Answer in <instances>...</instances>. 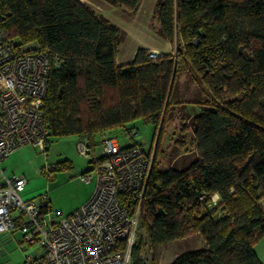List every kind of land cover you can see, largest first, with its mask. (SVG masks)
I'll return each instance as SVG.
<instances>
[{"label": "trees", "instance_id": "1", "mask_svg": "<svg viewBox=\"0 0 264 264\" xmlns=\"http://www.w3.org/2000/svg\"><path fill=\"white\" fill-rule=\"evenodd\" d=\"M107 1L129 10L140 2ZM156 15L172 50L151 58L139 48L129 64L117 65L122 30L80 0H0L6 39L59 57L44 98L49 136L91 141L135 119L158 128L151 199L140 221L148 242L198 233L206 248L170 264H264L254 250L264 237V0H158ZM180 62L209 96L189 118L195 139L189 163L158 170L156 148L178 92ZM212 194L218 202L209 209ZM141 246L138 238L134 264H141Z\"/></svg>", "mask_w": 264, "mask_h": 264}, {"label": "built area", "instance_id": "2", "mask_svg": "<svg viewBox=\"0 0 264 264\" xmlns=\"http://www.w3.org/2000/svg\"><path fill=\"white\" fill-rule=\"evenodd\" d=\"M157 55L149 51L151 58ZM58 60L33 42L6 39L0 28V233L19 231L25 244L39 247L38 253L26 254L22 264H134L142 211L151 199L154 159V146L138 142L136 130L126 131L133 141L125 146L107 134L100 135L98 144L78 139V154L88 158L79 177L86 182L94 178L95 187L66 216L51 211L47 191L24 197L26 178L9 175L1 166L22 146L47 150L43 106L48 75ZM52 171L53 165L45 173L50 176ZM217 202L218 195L212 194L208 208Z\"/></svg>", "mask_w": 264, "mask_h": 264}, {"label": "rangeland", "instance_id": "3", "mask_svg": "<svg viewBox=\"0 0 264 264\" xmlns=\"http://www.w3.org/2000/svg\"><path fill=\"white\" fill-rule=\"evenodd\" d=\"M80 1L122 30L124 38L118 45L115 58L117 65L129 64L139 48H155L161 54H167L172 50L170 41L158 32L159 23L156 15L158 0H140L133 10L111 4L107 0ZM177 89V94L172 97L169 119L160 134L156 148L158 170L181 168L189 163L195 150V139L189 128V118L209 96L207 90L197 81L193 71L183 62L179 63ZM128 128L137 131L135 137L145 147L149 148L152 144L154 146L158 128L153 123L141 119L132 120L123 126H116L101 133L117 138L119 144L125 146L133 141L126 133ZM99 140L100 135H95V143L98 144ZM77 142V136H49L45 152L30 145L22 146L3 160L1 166L9 175H22L26 178L27 183L22 191L24 197L29 198L47 191L51 211L58 212V216H66L80 206L85 196H91L95 187L94 178L86 182L79 177L86 171L88 158L78 154ZM64 161L70 163L71 167H57L50 172V176L45 173L48 166H58ZM219 215L220 212L215 213L216 217ZM138 238L142 243L139 255L141 264H170L184 252L206 248L203 237L198 233L152 245L148 242L145 228L141 225L136 241ZM254 250L258 258L264 261V237L255 244ZM19 258L20 253L13 238L7 234H0V264H17Z\"/></svg>", "mask_w": 264, "mask_h": 264}, {"label": "crops", "instance_id": "4", "mask_svg": "<svg viewBox=\"0 0 264 264\" xmlns=\"http://www.w3.org/2000/svg\"><path fill=\"white\" fill-rule=\"evenodd\" d=\"M149 51H155L157 54H161L157 49L155 48H145ZM90 196H85L84 199H83V202L80 204L82 205ZM260 204L262 207H264V197L261 198L260 200ZM77 209V208H76ZM75 209V210H76ZM73 212V211H72ZM70 212V213H72ZM68 213V214H70ZM67 214V215H68ZM0 234H7V235H10L11 238H13V242L16 244V246L18 247V251L20 253V258L18 260V263L17 264H22V261H23V258L26 254H29V253H32V254H35V253H38L40 251L39 247L36 246V245H28V244H25L23 241H22V234L19 232V231H15V232H2Z\"/></svg>", "mask_w": 264, "mask_h": 264}]
</instances>
